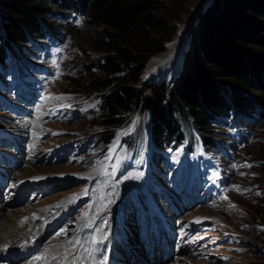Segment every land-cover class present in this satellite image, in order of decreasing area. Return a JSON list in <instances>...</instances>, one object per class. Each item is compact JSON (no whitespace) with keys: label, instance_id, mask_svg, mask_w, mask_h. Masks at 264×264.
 Here are the masks:
<instances>
[{"label":"rangeland","instance_id":"obj_1","mask_svg":"<svg viewBox=\"0 0 264 264\" xmlns=\"http://www.w3.org/2000/svg\"><path fill=\"white\" fill-rule=\"evenodd\" d=\"M207 3L208 0H186V12L176 23L174 35L165 44L162 52L148 59L141 72L140 83H159L175 77L180 69L190 24ZM50 13L47 21L58 34L53 38L29 40L18 48L19 58L27 63L22 68L20 85L16 86L12 76L0 77V130L15 128L13 121L17 128L23 130L24 126L18 114H12L6 109L22 92L27 81L32 80L34 85L37 84L36 87L44 86L43 95L52 107L50 114L55 116L51 117L46 113L49 116L46 117V123L41 117L27 121L32 123L35 130L41 129L42 133L45 132V135L40 140L34 160L27 161L25 166L16 169L13 177L15 183L41 180L43 183L36 186L38 192L48 190L36 202L32 200L33 194L27 193L24 201L20 202L22 199L16 196L12 203L3 206L2 212H12L17 219L13 221L16 229L13 227L8 231L7 236L1 237L0 242L10 243L17 234H21L20 229L27 224L33 213L40 212V208L57 206L64 202H72L68 203L72 205L74 198L77 206L81 208L85 203L80 198L88 196L86 189L95 187V190H99L112 185L107 183V176L112 182L118 181L117 197L123 199L125 193L120 192L125 189L122 186L127 184L125 181L129 180L127 189L132 191L130 181L140 183L141 174L147 177L153 174L160 176L161 173L166 177L174 175L166 167L168 154L162 153L165 157L161 158L157 156L161 149H170L172 157L175 158V170L178 171L179 167L183 170L191 163L195 172L194 181L200 188L210 181L209 171L218 174L221 178L219 184L222 183L227 188L214 204L194 211L213 224L211 235L206 240L210 249L208 255L194 258L195 260L182 258L176 264H264V223L255 212L256 205L264 202V172L261 169L264 162V114L257 120L242 119L239 127L234 126V129L239 130V135L229 126L227 119L220 115L216 117L218 120L207 126L211 131L210 137L216 140V145L203 148L196 143L191 150L187 149L186 142L177 145L175 149L154 143L147 114L136 112L127 122L109 126L105 122L104 112L98 107L97 97L106 90V87L95 85V78L101 74L94 69H90L88 74L82 68V64L88 60L102 55L97 27L88 23L81 14L56 10H51ZM256 39H262L264 45L263 34ZM259 73L253 75L261 80ZM244 87L242 89L251 95H264V84L261 87L247 80ZM189 124L191 125L190 122ZM108 129L115 130L122 138L121 146L111 161L106 160L102 147L94 142L95 133ZM132 134L135 135L137 148L135 149L132 139L130 152L124 139ZM241 134L245 138H241ZM15 136L22 139L24 144L25 139L21 134L15 132ZM35 138L38 139V136ZM48 151H51L50 156L48 155L50 160L45 157L49 154ZM146 155L148 165L140 167ZM101 159L108 163V175L101 166ZM30 183L29 189L36 184L35 181ZM30 196L31 201H28ZM130 212L133 213L132 207ZM75 222L80 223V220L76 218ZM0 225L8 224H4L0 218ZM26 237L24 235L23 239ZM58 241L49 242L57 245ZM46 242L48 241L45 240ZM65 243L69 244V241Z\"/></svg>","mask_w":264,"mask_h":264},{"label":"trees","instance_id":"obj_2","mask_svg":"<svg viewBox=\"0 0 264 264\" xmlns=\"http://www.w3.org/2000/svg\"><path fill=\"white\" fill-rule=\"evenodd\" d=\"M51 10L81 14L97 27L102 55L82 68L101 74L95 85L106 90L97 97L98 107L109 126L138 112L148 115L153 141L190 147L195 135L209 148L214 139L207 126L215 116L264 110V95L244 91L247 80L264 84V45L256 39L264 36V0H208L187 31L178 74L150 84L140 83L141 72L171 40L186 0H0V71L9 69L5 59L21 44L57 34L47 21ZM258 72L261 80L253 75ZM114 133H95L94 142L103 146ZM134 136H128L127 146L136 142ZM255 212L264 223V202Z\"/></svg>","mask_w":264,"mask_h":264},{"label":"bare ground","instance_id":"obj_3","mask_svg":"<svg viewBox=\"0 0 264 264\" xmlns=\"http://www.w3.org/2000/svg\"><path fill=\"white\" fill-rule=\"evenodd\" d=\"M24 118L26 121L34 120V118L33 119L30 118V113L28 111H25ZM15 126L18 127L17 125ZM19 144L21 145V148L19 149L18 152L19 158L13 157L12 158L13 164L24 163L23 161L26 159L28 153L25 152L22 156H20V152L22 151V145H23L22 139ZM109 145H110L108 148L109 154H106L105 157L107 160L108 159L112 160L117 152L115 151L113 156H111L112 151L115 149V142L112 141ZM23 148H26V145H24ZM101 166L104 170L107 171V175H108V170H109L108 163L105 160L101 159ZM106 181L107 183H110L112 185L104 186L99 190H95L94 189L95 187L88 188L85 190L88 196L86 198H80L82 199L81 201L85 203V205H83L81 208H79V205L77 206L75 198L73 199L74 203L72 205L68 204L70 202H66V203L64 202L57 204L56 208H52V206H48L44 208L43 211V214L45 213L47 216L45 221H39L38 216L29 217L28 222L26 221L28 226L27 224L23 225V227L20 229L21 234H17V237L11 240L10 243L3 244V242H0V246H5V247L8 246L10 249L15 250L17 244L22 241L25 250L27 248L26 244L28 243L29 239L28 238L23 239V236L25 235L26 237L29 234H35V235L38 234L39 239L37 240L38 241L37 248H39L41 255L44 257L41 259L40 262H36V264H69L70 262H72L71 264H83L85 262V255L82 253V250L79 248V245L83 244L87 239L86 229L89 226V222L91 220L97 219L98 225L96 226V229H97V233H100L103 229L101 220L105 218H109V214L105 211L104 207L114 205L116 200L118 199L117 197L118 195L117 189L119 188V185L117 183L118 181L112 182L108 176L106 177ZM2 203L3 202L1 201L0 205H2ZM19 211H21V209H19ZM52 216L59 217L61 226L67 229V233L65 235L67 236L69 244L65 243L64 240L58 241L59 242L57 244L58 246L56 244H51L49 242L51 239L61 235L60 233L58 234L56 231L48 232L43 229L44 222L49 221ZM15 217L16 215L13 214L12 212L9 213L2 212V207L0 206V218L3 220L4 224L5 223L6 225L8 224L7 226L0 225V239L1 237L5 236L6 233H8V231L12 230V228L14 227L13 221L14 219H17ZM76 218L78 219V221L80 220V223L75 222ZM70 219L72 220L71 222H73V224H71ZM44 239H46L48 242L45 243ZM82 249L85 252H88L89 250L88 247L85 246H83ZM92 250L94 252V249ZM17 252L19 253V251L15 250L14 252H12V254H14L15 256ZM119 252L122 253L121 249L119 250ZM137 252L138 254H141L140 251L137 250ZM157 259H158V261L156 262L157 264H166L169 260V259L161 260V258H156V260ZM16 260L17 259L9 261L0 258V263L5 261V262H9V264H15L14 262H16ZM36 260L38 261L39 258H36ZM88 262L90 264H98V259L92 257L88 259ZM143 262H144L143 260H138V262L135 264H143ZM145 262L147 263L148 260ZM99 263L101 264L102 262ZM26 264H34V262L33 261L26 262ZM124 264H129V263L125 261Z\"/></svg>","mask_w":264,"mask_h":264},{"label":"clouds","instance_id":"obj_4","mask_svg":"<svg viewBox=\"0 0 264 264\" xmlns=\"http://www.w3.org/2000/svg\"><path fill=\"white\" fill-rule=\"evenodd\" d=\"M228 114H229V116L219 114V115L214 117L213 121L218 120L216 117L222 115L224 117V119L225 120L227 119V121L229 122V126H231L234 129L235 125H237L238 127L241 125V120L242 119H245L247 121H250V120H253V119L257 120L259 116H262L264 114V110H254V111H245V112H240L239 111L238 113L235 114L234 118H233L231 113H228ZM234 130H235V133L237 135H239V130H237V129H234ZM240 137L243 138L244 135L241 134ZM215 145H216V140H214L213 146H215Z\"/></svg>","mask_w":264,"mask_h":264}]
</instances>
